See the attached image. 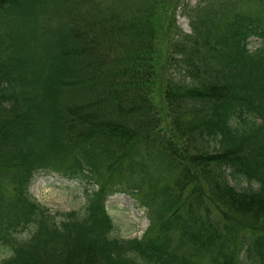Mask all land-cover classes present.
<instances>
[{
	"label": "trees",
	"instance_id": "1",
	"mask_svg": "<svg viewBox=\"0 0 264 264\" xmlns=\"http://www.w3.org/2000/svg\"><path fill=\"white\" fill-rule=\"evenodd\" d=\"M163 3L0 0V264H264V0L185 5L159 61ZM41 170L84 212L39 202ZM117 192L142 238L112 236Z\"/></svg>",
	"mask_w": 264,
	"mask_h": 264
},
{
	"label": "rangeland",
	"instance_id": "2",
	"mask_svg": "<svg viewBox=\"0 0 264 264\" xmlns=\"http://www.w3.org/2000/svg\"><path fill=\"white\" fill-rule=\"evenodd\" d=\"M117 2L118 0H114ZM202 0H164L154 21L157 28L156 55L163 61L174 33L169 31V25H179L184 31L191 32L190 19L185 14L184 6H197ZM118 4H122L119 2ZM260 41L256 37L250 38V49H256ZM230 182L236 184L231 178ZM239 189L248 186L246 181L237 183ZM86 184L77 180L67 179L55 171H39L31 184L30 191L39 202L48 207L51 212L78 210L84 212L88 203L85 190ZM90 186L89 192L93 191ZM140 198V196H137ZM107 210L115 228L112 236L117 238H141L150 226L147 207L134 196L126 192H117L107 201ZM10 249L0 253V261L10 256Z\"/></svg>",
	"mask_w": 264,
	"mask_h": 264
}]
</instances>
